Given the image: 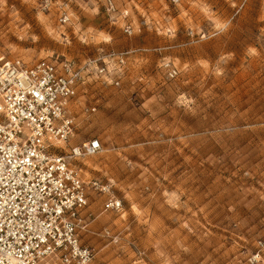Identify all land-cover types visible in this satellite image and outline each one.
I'll return each instance as SVG.
<instances>
[{
	"label": "rangeland",
	"instance_id": "1",
	"mask_svg": "<svg viewBox=\"0 0 264 264\" xmlns=\"http://www.w3.org/2000/svg\"><path fill=\"white\" fill-rule=\"evenodd\" d=\"M113 1L108 15L104 0H0V57L95 60L120 76L102 86L92 73L84 103L111 105L79 114L106 132L86 158L122 202L101 204L91 263L248 264L264 240V0ZM126 51L121 67L108 58Z\"/></svg>",
	"mask_w": 264,
	"mask_h": 264
},
{
	"label": "built area",
	"instance_id": "2",
	"mask_svg": "<svg viewBox=\"0 0 264 264\" xmlns=\"http://www.w3.org/2000/svg\"><path fill=\"white\" fill-rule=\"evenodd\" d=\"M41 1L45 10L52 6V0ZM103 6L108 15L117 11L113 0H104ZM58 20L68 23V12L60 11ZM124 32L131 34V26H124ZM128 53L108 58L121 67ZM109 67L95 60L76 65L42 58L28 64L0 57V264H91L94 250L80 239L92 221L90 213L84 214L87 191L105 196L104 210H121L109 182L84 180L72 163L100 153L98 138L67 154L61 151L74 134L67 110L77 88L92 73L119 85L111 80ZM162 67L168 78L177 76L169 60ZM95 110L86 107L84 112ZM247 261L264 264V240Z\"/></svg>",
	"mask_w": 264,
	"mask_h": 264
},
{
	"label": "crops",
	"instance_id": "3",
	"mask_svg": "<svg viewBox=\"0 0 264 264\" xmlns=\"http://www.w3.org/2000/svg\"><path fill=\"white\" fill-rule=\"evenodd\" d=\"M112 65H113L112 63L109 64V66H110L109 68H112ZM114 73H113V75L111 74V80H113L112 77L115 80H118V78L120 76L116 74L117 72L114 71ZM89 79H91V78H89ZM89 79H87L84 84L80 85L77 88V95L70 102V105H69L68 110H67L68 114L74 119L75 126H74L73 136L69 139L66 146H63V152L65 154H67L69 152L71 147L79 145L82 142L89 140V139H92V138H98L102 145L105 143L104 139L106 138L105 137L106 132H100L99 135H95L94 132H92V131L89 132L88 130L84 129V124L81 125V121L79 120V118H80L79 114L80 113L83 114L84 109L86 107H91V106H87L84 103L85 98L92 97V95L86 97V94L88 92L86 84L88 83L87 81ZM95 79L100 80L99 84L102 86H108V85L113 84V82L109 81L107 78L102 77V76H96ZM102 88H105V87H102ZM102 90H106V89H102ZM105 94H107V93H105ZM93 98H94V96H93ZM109 103H111V101L105 100L103 97V99H96L93 103V106H95V104H98V105H100V107H102V109L105 110L107 107H109V105H111ZM115 136H112V139ZM75 161H78L79 164L82 165L80 170L82 173V178L86 181L91 180L93 178L97 179V177L95 176L96 175L95 172L98 171L99 169H102V170L104 169V165L95 164V163H93L92 160H89V158H86V157L80 158V159L75 160ZM75 161H73L72 163H74ZM105 167L109 168L107 165H105ZM87 196H88V205L84 210V214L90 213L92 215V221L90 222L88 228L85 231H82L80 233V239L84 245L90 246V244H92V242L94 241V239H93L94 233L96 231H98L99 229H101L105 223H107L108 217L105 215L103 217H100L101 215L98 213L99 212L98 210H100V208H102L101 204L104 205L105 196H104L103 203H102L101 198L95 199L93 197V195L91 194V191H87ZM84 238H86V241H87L86 243L84 242Z\"/></svg>",
	"mask_w": 264,
	"mask_h": 264
}]
</instances>
